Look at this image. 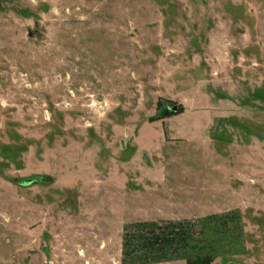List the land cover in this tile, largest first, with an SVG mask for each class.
<instances>
[{
    "label": "rangeland",
    "instance_id": "rangeland-1",
    "mask_svg": "<svg viewBox=\"0 0 264 264\" xmlns=\"http://www.w3.org/2000/svg\"><path fill=\"white\" fill-rule=\"evenodd\" d=\"M231 210L264 264V0H0V264Z\"/></svg>",
    "mask_w": 264,
    "mask_h": 264
},
{
    "label": "trees",
    "instance_id": "trees-1",
    "mask_svg": "<svg viewBox=\"0 0 264 264\" xmlns=\"http://www.w3.org/2000/svg\"><path fill=\"white\" fill-rule=\"evenodd\" d=\"M243 234L238 210L194 219L134 221L124 227L121 262L185 259L187 264H213L218 256L237 252Z\"/></svg>",
    "mask_w": 264,
    "mask_h": 264
},
{
    "label": "water",
    "instance_id": "water-1",
    "mask_svg": "<svg viewBox=\"0 0 264 264\" xmlns=\"http://www.w3.org/2000/svg\"><path fill=\"white\" fill-rule=\"evenodd\" d=\"M173 111H176V107L173 108ZM43 179L42 176H36V177H31L23 180V184L25 185H30L32 183H37Z\"/></svg>",
    "mask_w": 264,
    "mask_h": 264
},
{
    "label": "crops",
    "instance_id": "crops-1",
    "mask_svg": "<svg viewBox=\"0 0 264 264\" xmlns=\"http://www.w3.org/2000/svg\"><path fill=\"white\" fill-rule=\"evenodd\" d=\"M185 170H186V169H183L182 171H179V172H185V173H187V171H185ZM185 173H184V174H185Z\"/></svg>",
    "mask_w": 264,
    "mask_h": 264
}]
</instances>
